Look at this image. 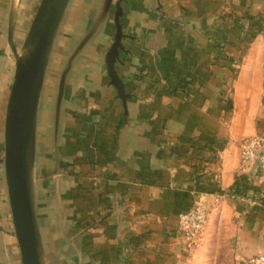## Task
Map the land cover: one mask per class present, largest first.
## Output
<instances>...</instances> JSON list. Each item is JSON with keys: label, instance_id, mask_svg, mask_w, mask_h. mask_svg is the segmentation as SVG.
Listing matches in <instances>:
<instances>
[{"label": "crops", "instance_id": "crops-1", "mask_svg": "<svg viewBox=\"0 0 264 264\" xmlns=\"http://www.w3.org/2000/svg\"><path fill=\"white\" fill-rule=\"evenodd\" d=\"M101 1L95 0L84 34ZM161 1L176 20L164 22L158 43L155 0H122L119 10L115 0L69 82L61 189L77 248L65 239L52 177L56 78L46 172L39 155L40 221L50 264H79L78 250L84 264H246L264 255V172L254 164L239 169L241 140L264 136V0ZM10 2L0 0V65L6 60L0 91V264H20L4 170L14 75L7 50ZM32 5L21 0L18 47L39 6ZM117 12L125 37L111 70L107 52ZM223 191L228 197L211 212L204 244L188 256L177 231L179 214Z\"/></svg>", "mask_w": 264, "mask_h": 264}, {"label": "water", "instance_id": "water-1", "mask_svg": "<svg viewBox=\"0 0 264 264\" xmlns=\"http://www.w3.org/2000/svg\"><path fill=\"white\" fill-rule=\"evenodd\" d=\"M75 0H40L25 39L20 47L15 39L17 16L21 0H11L7 28V50H11L14 75L7 99L4 138V170L14 234L18 241L20 264H50L39 209L40 175L39 127L42 102L49 69ZM115 0H102L99 10L86 29L84 36L73 47L62 66L52 117V177L54 192L61 211L65 239L77 248L75 237L68 228V217L61 189V138L67 90L74 68L92 41L103 30ZM157 33L154 38L160 43L164 37V22L167 16L164 3L155 0ZM122 0H116L117 9ZM116 34L108 49L109 67L114 68L119 50L123 48V24L119 12L115 16ZM182 22L181 20H179ZM186 32H191L184 21ZM162 34L160 37L159 35ZM115 57V60H114ZM6 70V60L0 65V91ZM121 213V211H118ZM79 264H84L82 250H78Z\"/></svg>", "mask_w": 264, "mask_h": 264}, {"label": "built area", "instance_id": "built-area-1", "mask_svg": "<svg viewBox=\"0 0 264 264\" xmlns=\"http://www.w3.org/2000/svg\"><path fill=\"white\" fill-rule=\"evenodd\" d=\"M239 148L241 172H245L251 164L257 165L264 172V136L256 134L246 137L241 140ZM227 197V192H218L211 200H197L179 214L177 231L188 256H192L204 244L209 216ZM246 264H264V255L250 257Z\"/></svg>", "mask_w": 264, "mask_h": 264}, {"label": "rangeland", "instance_id": "rangeland-1", "mask_svg": "<svg viewBox=\"0 0 264 264\" xmlns=\"http://www.w3.org/2000/svg\"><path fill=\"white\" fill-rule=\"evenodd\" d=\"M40 3V0H33L32 9H36L37 5ZM95 0H77L74 8L72 9L71 15L66 23L65 29L63 31V35L60 39L59 45L57 47L52 67L51 73L49 75L48 86H47V94L44 100V105L42 109L43 115L41 116V129L39 133V139H41V146L39 144V155L40 159L43 162L44 172H46V150L48 144V134H49V110L51 107V97H52V89L56 81H58L57 76L60 75L62 66L66 60V57L71 52L75 44L82 38L83 32L87 27V22L90 21L93 6ZM26 26L22 23L21 26ZM21 28V27H20ZM23 33V30L19 31V34ZM83 33V34H82ZM82 35V36H81ZM47 185L46 180L43 183V195L41 198V204L43 210L46 211L48 208V194L47 189L45 188Z\"/></svg>", "mask_w": 264, "mask_h": 264}]
</instances>
